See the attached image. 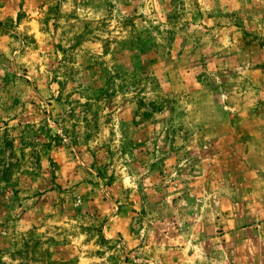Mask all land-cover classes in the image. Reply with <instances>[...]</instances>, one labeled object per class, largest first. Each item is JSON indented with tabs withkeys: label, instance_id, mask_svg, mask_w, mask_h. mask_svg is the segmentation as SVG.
I'll return each mask as SVG.
<instances>
[{
	"label": "rangeland",
	"instance_id": "rangeland-1",
	"mask_svg": "<svg viewBox=\"0 0 264 264\" xmlns=\"http://www.w3.org/2000/svg\"><path fill=\"white\" fill-rule=\"evenodd\" d=\"M0 264H264V0H0Z\"/></svg>",
	"mask_w": 264,
	"mask_h": 264
}]
</instances>
